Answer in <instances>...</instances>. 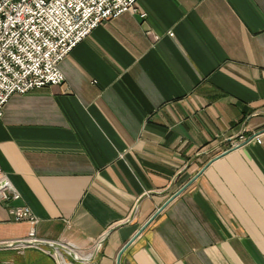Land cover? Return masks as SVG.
Segmentation results:
<instances>
[{
	"label": "crops",
	"instance_id": "0c3cea01",
	"mask_svg": "<svg viewBox=\"0 0 264 264\" xmlns=\"http://www.w3.org/2000/svg\"><path fill=\"white\" fill-rule=\"evenodd\" d=\"M135 7L69 51L61 84L3 104L0 169L19 198L0 201V264H116L204 166L118 264H264V0ZM16 204L82 260L8 246L29 229Z\"/></svg>",
	"mask_w": 264,
	"mask_h": 264
},
{
	"label": "built area",
	"instance_id": "2783aa9c",
	"mask_svg": "<svg viewBox=\"0 0 264 264\" xmlns=\"http://www.w3.org/2000/svg\"><path fill=\"white\" fill-rule=\"evenodd\" d=\"M136 1L0 0V114L13 94L61 84L58 63L101 22L126 11L136 12ZM18 198L0 169V201ZM8 213L14 221L29 225L26 236L15 240L26 244L18 245H40L34 234L37 219L30 208L16 204L8 207Z\"/></svg>",
	"mask_w": 264,
	"mask_h": 264
},
{
	"label": "water",
	"instance_id": "95a60500",
	"mask_svg": "<svg viewBox=\"0 0 264 264\" xmlns=\"http://www.w3.org/2000/svg\"><path fill=\"white\" fill-rule=\"evenodd\" d=\"M219 156V155H218ZM218 156H216V157H214V158H217ZM205 168V166L204 167H202L197 173H196V175L194 176V177H192L191 179H189V181H187V183L185 184V185H183L181 188H179L177 191H175L172 195H170V197L164 202V203H162L155 211H154V213L149 217V219L147 220V222L148 221H150L160 210H162V208L164 207V206H166V204L172 199V198H174L177 194H179L182 190H183V188H185L196 176H198L201 172H202V170ZM146 222V223H147ZM146 223H145V225H146ZM144 225V226H145ZM143 225H142V227H140V229L138 230V231H136V233L130 238V239H128V241H126V243L120 248V250H119V252H118V254H117V257H116V264H118V258H119V255H120V253L123 251V249L128 245V243L141 231V229L144 227ZM110 230H108L106 233H108ZM38 244H44V245H47V246H49V247H54V248H56V249H58V250H61V251H64V252H66L70 257H72L74 260H76V261H80V260H82V259H80V258H78V257H75L74 255H73V253H72V251L71 250H69L67 247H65L64 245H61L60 243H56V242H48V241H46V242H42V241H39V242H37ZM18 244H26V242L25 241H12V242H10L9 243V245L8 246H14V245H18ZM98 244V243H97Z\"/></svg>",
	"mask_w": 264,
	"mask_h": 264
}]
</instances>
